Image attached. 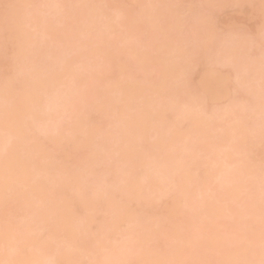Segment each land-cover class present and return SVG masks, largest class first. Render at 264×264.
Returning a JSON list of instances; mask_svg holds the SVG:
<instances>
[{"label":"clouds","instance_id":"9594fccd","mask_svg":"<svg viewBox=\"0 0 264 264\" xmlns=\"http://www.w3.org/2000/svg\"><path fill=\"white\" fill-rule=\"evenodd\" d=\"M16 5L0 0V264H264V45L252 103L225 118L193 96L191 133L152 136L141 154L162 98L104 83L110 52L132 53L128 0H44L17 25L6 76ZM70 50L87 55L72 64ZM96 106L108 126H86ZM160 205L167 214L146 210Z\"/></svg>","mask_w":264,"mask_h":264},{"label":"bare ground","instance_id":"6f19581e","mask_svg":"<svg viewBox=\"0 0 264 264\" xmlns=\"http://www.w3.org/2000/svg\"><path fill=\"white\" fill-rule=\"evenodd\" d=\"M136 1L138 2V0H128V6H131L134 11L140 10L137 12L141 14H137L139 16H136L137 20L135 19V24L133 25L132 30L125 34V40L131 42L132 53L129 54L126 51H112L110 52L109 59L104 66L105 74L111 72L109 77L107 76L108 74L105 75L106 77L110 78L113 70L118 71L117 73L120 74L119 76H116V79L111 78V80H104L107 83L106 84L104 82L106 85L110 84L108 87L111 91L124 92L125 94H128L130 91L139 90L144 93L155 94L162 98V102L156 105L155 111L152 114V122L154 124L153 133L149 136L139 137L133 145L135 151L141 154L151 153L153 151L152 145L154 143L152 136L156 137L155 142H159L174 137L177 133H191L195 124L188 117L186 111L184 110V105L187 104L193 96L199 97L208 102L207 111L209 113H218L220 116L225 118H227L229 113L236 106L253 102V95L248 88V84L255 76L254 58L259 56L261 47L264 45V23H262L264 22V12L260 9L261 5L259 0H216L215 2L214 0H210L213 3L212 5L210 4L211 2L208 3L210 9L211 7H214L216 10H212L214 14L211 13V16H208L209 8L207 3L203 2V6L199 5L202 4V2L200 3V0H186L188 2L185 0H177L179 1L178 4H176L178 6L175 5L176 7L173 9L172 7L171 9H167V6L170 8V6L175 2L172 0H170V2L172 1V4H169L170 2L168 3L169 0H167V2L165 0H148V3L147 0H142V2L139 0L142 7L147 4L145 8H148L145 11L140 9V5L137 6V4H135ZM150 1L154 2L151 3ZM156 1H158L157 4H154ZM43 2L44 0H17L18 5L31 9L30 12H32L36 7H39ZM129 2L134 4V8L133 4ZM181 2H184L186 5ZM195 2H197V4ZM256 3H259V7ZM244 4H252V8H259L263 16V20H261L262 22L259 21L261 16H256V18H254V20L259 22V24L260 22L263 24L261 25V27H263L262 31L259 32L257 30L258 27L261 29L257 21V27L256 25H253L256 29V33L250 32L252 28L249 29V31L241 28V31L243 30L242 32L245 34L244 36H246V31L247 34H251L247 35V37H250L249 39L247 37L243 38L242 32L239 33V26L242 24L239 21L241 25L238 26L237 17L234 18L239 11L240 13L238 15H240L241 12L245 14L250 10L252 12L254 9L247 10L251 7L248 5H246V7ZM196 5H199V8ZM224 5L226 10L228 9V12L231 9L233 10L235 6L236 9H238H235L236 12L234 10V12H232L235 14L233 18L237 20L235 21L233 19V21L237 22L235 26L237 25L236 29L239 30L238 32L234 28L235 26L233 27L234 24L230 25L233 21L229 22L227 19H230L231 16L226 18L223 17V19L222 15H220V18L223 20L219 18L220 8L222 9V12L224 11L223 13H227L225 16H229L228 12L224 9ZM228 5L231 7L232 5L234 6L229 10V7H227ZM135 6H137V8ZM201 6L205 10L208 9V12H204V9L202 10L200 8ZM237 6L239 7L237 8ZM241 6H243V8L246 7L247 9L245 8L244 10ZM239 8H241V10ZM259 9L257 11H253L255 12V15H257V12L260 15ZM199 11L201 13L204 12V14L206 13L207 17L204 14L201 15ZM215 12H217L218 15H216ZM252 13H249V15ZM26 14L27 16H23V18L17 14L15 22L9 28H6L4 32L3 47H6L7 49V46L11 45L13 50L12 53L17 50V25L25 22L29 13L27 12ZM212 15H216V19ZM249 15L247 14V16ZM252 15L255 17L254 14ZM203 16H205V19H203ZM217 16L218 19L223 22H226L225 19H227L230 24L228 22L224 24H229L233 28L230 29L228 28L230 26H228V32L224 31L226 28L223 30L224 32H219V27H223L225 25L222 24L219 26L221 24L220 21V24L218 23L219 25H217ZM253 17L250 18L249 16L247 18L248 20L250 18L251 21ZM167 18L169 19V23L166 22ZM164 19H166V21ZM145 20L147 21L145 22ZM162 22L163 24H161ZM40 23H43V19L40 20ZM190 27L194 28L193 31H189L191 30ZM146 29L148 30L147 32ZM194 31L198 33H195ZM190 32L194 34L191 38L189 37L192 35ZM222 34L225 37L222 36ZM252 35H254V40L251 37ZM220 36L222 37L220 38ZM154 39L157 42L154 41ZM243 39L247 40L245 41ZM251 39L253 47L249 46ZM7 50H9V47ZM78 52L80 51L70 50L66 53L65 58L69 63H79L81 59L87 55V53ZM8 53L9 52L6 54ZM12 53L10 52L11 56L13 55ZM11 56H9V58ZM6 57L8 58V56ZM130 60H132L133 65L138 64V66H140L139 70H143L145 72L144 79H142L140 75L141 71H139L137 67L130 66ZM133 60L137 61V63H133ZM7 61L4 60L3 62L6 76L11 75L9 74L11 71L8 70L11 68H8L7 64L10 66L9 63H12L9 59ZM133 68L134 70L137 68L139 71L137 74L139 73L141 82H139L140 79L139 81H136L138 79L134 80L136 78V72H132L135 74V77L133 76L134 79L131 77V71ZM225 68L229 69L228 72ZM6 70L8 71L6 72ZM191 76H193L192 80ZM193 79H195L194 82L196 83V86H194V82L191 83ZM137 82L140 84H137ZM164 97L167 99L170 98V100L167 101ZM119 98L120 97L117 95L114 97V100ZM165 100L167 102H165ZM209 104H212L213 106L216 105V109L214 108L215 110H213V108H210ZM217 105H219L218 108ZM222 105L223 107H221ZM83 119L88 127H106L112 121V115L104 106H96L85 113ZM51 146L48 145V147ZM101 147L107 149L109 145L107 143H102ZM98 171L102 172L103 169H99ZM107 179L111 182L115 179V176H108ZM161 206H157V208H155V206L148 207L146 210L148 212L156 213L155 210L161 208L162 210H157L159 211L157 214H167L170 205ZM74 211L80 217L88 219L91 209L87 203H77L74 207ZM99 219L100 218L98 217L97 220ZM93 227L98 228L99 224L97 223L93 225Z\"/></svg>","mask_w":264,"mask_h":264},{"label":"rangeland","instance_id":"374dc122","mask_svg":"<svg viewBox=\"0 0 264 264\" xmlns=\"http://www.w3.org/2000/svg\"><path fill=\"white\" fill-rule=\"evenodd\" d=\"M140 1L142 2V0H140ZM144 1H146V0H144ZM154 1H155V0H154ZM154 1H153V2H154ZM165 1L167 2V0H165ZM165 1H164V2H165ZM172 1H173V2L175 1V2L172 4V3H171ZM172 1L170 2V0H169L168 3L170 2L169 4H172L173 6H172V5H171V6L169 5L170 8H168V6H167V9H171V7H172V9H173L174 7L178 6V5H176V4H178L179 1H177V0H172ZM176 1H177V3H176ZM185 1H186V0H185ZM185 1H184V2H185ZM195 1H196V0H195ZM215 1H216V0H214V2H215ZM228 1H230V0H228ZM134 2H135V1H134ZM138 2H139V0H138ZM138 2L136 1V3H135V4H137V6H139V5L141 4L140 2H139V3H138ZM150 2L153 3L152 1H150ZM150 2H149V4H150ZM157 2H158V1H156L154 4H157ZM184 2H181V3H184ZM186 2H188V1H186ZM186 2H185V3H186ZM197 2H199V1H197ZM197 2H195V3L197 4ZM201 2H202V4H199V5H202V6H203V2H204V3H205V2L207 3V6H208V8H209V14H208V16H211V13L214 14L213 11H216V10L214 9V7H211V9H210V6H209V4H208V3L211 2L210 0H203V1L200 0V3H201ZM232 2H233V1H232ZM129 3H131V2H129ZM145 3H146V2H145ZM147 3H148V0H147ZM161 3H162V2H161ZM181 3H180V5H181ZM185 3H184V4H185ZM230 3H231V2H230ZM233 3H234V2H233ZM131 4H133V3H131ZM149 4H148V5H149ZM154 4H153V5H154ZM158 4H160V3H158ZM184 4H183V5H184ZM186 4H187V3H186ZM186 4H185V5H186ZM210 4L212 5L213 3L211 2ZM256 4H257V6H258L259 3H256ZM38 5H39V4H38ZM128 5H129V4H128ZM144 5H145V4H144ZM146 5H147V4H146ZM146 5L143 6L144 8H143L141 5H140L139 7H140V9H143L142 11H145V10H147V8H148V7L145 8ZM151 5H152V4H151ZM166 5H167V3H166ZM175 5H176V6H175ZM199 5H198V6L196 5V6L199 8ZM205 5H206V4H205ZM235 5H236V4H235ZM246 5H248V4H246ZM246 5L244 4V6H246ZM251 5H252V4H251ZM251 5H248V6H250L251 8L247 9V8H246L247 6H246L245 8H246L247 10L253 9L254 7L252 8L253 5H252V6H251ZM254 5H255V4H254ZM16 6L18 7V8H17V14L20 15L22 18H23V16H24V17L27 16V14H26L27 12L30 13V10H31V9H28V8L25 7V6L23 7V6L18 5V4H17ZM137 6H135V7L137 8ZM202 6H201L200 8L203 10L204 8H203ZM233 6H234V5H232V7H233ZM257 6H255V7H257ZM129 7L131 8V6H129ZM139 7H138V8H139ZM227 7H229V10L232 8V7L229 6V5H228ZM238 7H239V6H237V8H238ZM241 7L243 8V6H241ZM258 7H259V6H258ZM133 8H134V4H133ZM205 8H206V6H205ZM222 8H223V7H222ZM245 8H243V9L245 10ZM27 9H28V10H27ZM131 9H132V8H131ZM224 9L226 10L225 5H224ZM235 9H236V6L233 8V10L236 12V10H238V9H236V10H235ZM239 9L241 10V8H239ZM258 9H259V8H254V9L252 10V12L255 11V10L257 11ZM260 9H261V8H260ZM260 9H259V12H260ZM199 10H200V9H199ZM202 10H201V12H202ZM207 10H208V9H207ZM207 10L204 9V12H206ZM212 10H213V11H212ZM231 10H232V9H231ZM231 10H230V11H231ZM233 10H232L231 12L229 11V12H230V13H229V12H228V9H227L226 12H228V15H229V16H225V14H227V13H223L224 11L222 12V9L220 8V11H219V12H220V13L222 12V13H221V14L219 13V18L221 17L220 15H222V18H223V17L226 18V17H230V16H231V18H232V19L230 18L231 20H230L229 18H227V19L229 20V22H231V21H233L234 18L237 17L238 23L235 22V21H237V20H235V19H234L235 21H233V23H231V24L228 22L227 19H225V20H226V22H228L230 25L234 24L233 27L235 26L236 23L238 24V26L242 24L241 26H239V27H240V31L236 29L237 25L234 27V28L236 29L237 32L239 31V33L243 31V30L241 31V28H243L244 30H248V31H249V29L252 28V29H251L252 31L250 30V32H254V33H256V29H255L254 26L256 25V27H257V25L259 24V22H258L257 20H254V18H256V16H259V17L261 16L262 18L260 17V18H259V19H260L259 21L263 20V16H262L261 12H260V15L258 14V12H257V15H255V12L252 13L251 10H250V11H247L248 13L245 11L248 15H249V13L254 14L255 17H253L252 14H251L252 16L249 15L250 18L253 17V19H251V21H250V18H249V20H248L247 17H249V16H247L246 13L244 14V13L241 12L242 15H241V14L238 15V14L240 13V11H239V12H237L238 14L236 13L237 15L235 16V14L232 13V12H234ZM137 11L139 12L140 10H137ZM137 11H135V12H137ZM142 11H141V12H142ZM138 12H137V14H139ZM201 12L199 11V13H201ZM204 12L201 13V15H203ZM207 12H208V11H207ZM140 14H141V13H140ZM140 14H139V15H140ZM142 14H143V12H142ZM215 14L218 15L217 12H215ZM139 15H137V16H139ZM204 15L206 16V13H205ZM216 15H215V16L212 15V16H214V18H215ZM245 15H246L247 17H246ZM28 16H29V15H28ZM147 16H148V15H147ZM205 16H203V17H204L203 19H205ZM234 16H235V17H234ZM18 17H19V16H18ZM145 17H146V16H145ZM206 17H207V16H206ZM233 17H234V18H233ZM245 17H246V18H245ZM27 18H28V17H27ZM141 18H142V17H141ZM141 18H140V19H141ZM200 18H201V17H200ZM222 18H220V19L223 20L224 18H223V19H222ZM257 18H258V17H257ZM25 19H26V18H25ZM25 19H24V20H25ZM146 19H147V18H146ZM215 19H216V18H215ZM220 19H218V16H217V20H218V21H217V25H219L220 23H221V24H220L219 26H221L222 24L225 25L224 23H226V22H223V21H221ZM22 20H23V19H22ZM40 20H42V19H40ZM136 20H137V19H136ZM143 20H144V19H143ZM164 20L166 21V19H164ZM164 20H163V21H164ZM168 20H169V19L167 18V21H166V22H168ZM200 20H201V19H200ZM138 21H139V20H138ZM140 21H141V20H140ZM146 21H147V20H145V22H146ZM165 21H164V22H165ZM170 21H171V20H170ZM219 21H220V23H219ZM239 21L241 22V24H240ZM256 21L258 22V24H256ZM160 22H161V21H160ZM160 22H159V24H160ZM166 22H165V23H166ZM234 22H235V23H234ZM254 22H255V23H254ZM261 22H262V21H261ZM261 22H260V24H259L260 27H261V25H263L262 23H264V22H262V23H261ZM165 23H164V24H165ZM168 23H169V22H168ZM170 23H171V22H170ZM218 23H219V24H218ZM161 24H163V22H162ZM229 24L225 25L226 27L223 26L224 28L218 26V27H219V32H220V31H221V32H224V31L226 32L228 28H230V29L233 28V27L230 26ZM168 25H169V24H168ZM253 25H254V26H253ZM164 26H165V25H164ZM228 26H230V27H228ZM192 27H193V26H192ZM227 27H228V28H227ZM190 28H191V27H190ZM190 28H189V29H190ZM225 28H226V29H225ZM262 28H263V27H261V29H259V27H258L257 30L260 32V31H262ZM193 29H194V28H191V30H189V31H193ZM195 29H196V28H195ZM221 29H222V30H221ZM224 29H225V30H224ZM238 29H239V28H238ZM254 29H255V31H254ZM149 30H150V29H149ZM223 30H224V31H223ZM147 31H148V30L146 29V32H147ZM196 31H197V30H196ZM198 31H199V30H198ZM194 32H195V31H194ZM217 32H218V31H217ZM227 32H228V31H227ZM195 33H198V32H195ZM242 33H243V32H242ZM248 33H249V32H248ZM254 33H253V34H254ZM190 34H192V33L190 32ZM218 34H219V33H218ZM224 34H225V33H224ZM193 35H194V34H192V35L189 36V37L191 38ZM219 35H220V34H219ZM225 35H226V34H225ZM244 35H245V34L243 33V36H242L243 38H245V37H247V35H251V34H247V31H246V36H244ZM254 35H255V34H254ZM254 35L251 36L252 39L254 38ZM222 36H224V35L222 34ZM222 36H220V38H221ZM224 37H225V36H224ZM224 37H223V38H224ZM247 38L249 39L250 37L248 36ZM252 39L250 40L251 42H250V45H249V46H252V47H253V45H252V43H253V42H252ZM152 40H153V39H152ZM152 40H151V41H152ZM243 40L246 41L247 39H243ZM253 40H254V39H253ZM154 41H156V40L154 39ZM154 41H152V42H154ZM156 42H157V41H156ZM5 46H6V45H5ZM8 47H9V50H7ZM10 47H11V45L7 46V49H6V47L4 48V49H5V51H4V52H5V54H4V56H5V61H7L8 59H9V61L11 60V59L9 58V56H11L10 52L12 53L13 50H12V47H11V48H10ZM254 47H255V46H254ZM13 48H14V47H13ZM14 49H15V48H14ZM7 52H9V53L6 54ZM78 53H80V52H78ZM12 54H13V53H12ZM118 55H119V54H118ZM154 55H155V54H154ZM6 56H8V58H7ZM116 56H117V55H116ZM152 56H153V55H152ZM7 62H8V61H7ZM10 62H11V61H10ZM134 62L137 63V61L133 60V63H134ZM129 64H130L131 67H132V66L137 67L138 70H139V68H140V66H138V64H134V65H133V64H132V60H130V63H129ZM3 65H4V63H3ZM9 65H10V66H8V64H7V67H8V68H11L12 63H9ZM136 65H137V66H136ZM4 67H5V66H4ZM137 68H136V70H137ZM4 69H5V68H4ZM6 69H7V68H6ZM225 69H226L227 72H228L229 69H228V68H225ZM225 69H224V71H225ZM8 70H10V69H8ZM8 70H6V72H7ZM136 70H134V68L132 69V71H131V77H132V78H133V76L135 77V74H136V78H135V79L133 78L134 80L138 79V80H136V81H139V79H140V75H141L142 79H144V76H145L144 73H145V72H144L143 70H139V71H141V73H140V75H139V73L137 74V72H139V71H138V70L136 71ZM221 70H222V69H221ZM113 71H114V72H113ZM113 71H112V74L110 75V76H111L110 78H108V77H109V74H110L111 72H108V73H107L108 75L105 74V75L108 76V77L105 76V77H106L105 80H111V78H113V79L115 78V79H116V76H119V75H120V74L117 73L118 71H116V70H113ZM115 71H116V73H115ZM132 72H134V73L136 72V73L134 74V73H132ZM230 72H231V69H230ZM113 73H114V74H113ZM5 74H6V73H5ZM9 74H11V72H10ZM117 74H118V75H117ZM132 74H133V75H132ZM142 74H143V76H142ZM113 75H114L115 77H114ZM112 76H113V77H112ZM138 76H139V77H138ZM196 76H197V74H196ZM137 77H138V78H137ZM192 77H193V76H191V80H192ZM194 77H195V76H194ZM197 77H198V76H197ZM191 80H190V81H191ZM197 80H198V79H197ZM194 81H195V79H193V81H192L191 83H193ZM104 82L106 83V81H104ZM108 82H109V81H108ZM139 82H141V79H140ZM139 82H137V84H140ZM196 82H197V81H196ZM109 83H110V82H109ZM194 83H195V82H194ZM106 84H107V83H106ZM109 85H110V84H108L107 86H109ZM192 85H194V84H192ZM194 86H196V83H195ZM164 99H167V98L164 97ZM168 100H170V98H168L167 101H168ZM167 101L165 100V102H167ZM223 103H225V102H223ZM223 103H222V104H223ZM209 105H210V104H209ZM211 105H212V104H211ZM211 105H210V108H213V110H215V109H216V105H215V106L212 105L213 107H212ZM219 105H220V104H219ZM219 105H217V108H218ZM221 107H223V105H222ZM214 108H215V109H214ZM50 146H51V145H50ZM51 147H52V146H51ZM160 206H161V205H160ZM163 206H164V205H163ZM161 207H162V206H161ZM155 208H157V206H155ZM158 208H159V207H158ZM157 210L160 211V210H162V209L160 208V209H156V210H155L156 213H157V212L159 213V211H157Z\"/></svg>","mask_w":264,"mask_h":264}]
</instances>
